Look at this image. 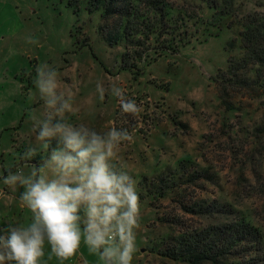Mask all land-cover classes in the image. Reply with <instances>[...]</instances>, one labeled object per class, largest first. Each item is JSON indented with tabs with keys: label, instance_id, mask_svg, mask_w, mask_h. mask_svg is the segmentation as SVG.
I'll list each match as a JSON object with an SVG mask.
<instances>
[{
	"label": "rangeland",
	"instance_id": "obj_1",
	"mask_svg": "<svg viewBox=\"0 0 264 264\" xmlns=\"http://www.w3.org/2000/svg\"><path fill=\"white\" fill-rule=\"evenodd\" d=\"M233 4L234 15L221 17L198 0H140L131 29L134 42L112 46L104 36L115 22L102 23L100 12L89 15L83 4L76 10L66 0H0L4 159L21 158L37 144L31 115L35 109L42 116L44 104L34 80L36 68L47 63L57 70L59 90L74 96L77 111L65 113L66 120L100 133L123 128L133 136L118 155L119 164L136 180L140 196L133 264H186L151 250L184 226L216 222L186 213L183 204L232 208V215L217 218L247 220L261 233L264 248V66L248 65L258 69L259 85L254 70L247 75V84L240 81L242 71L227 82L219 78L229 60L243 57L246 26L264 22V0ZM157 8L167 17H161ZM28 38L37 43H28ZM123 53L129 57L127 66L139 68L140 75L122 68ZM98 83L106 89L103 100ZM112 86L136 101L142 109L138 116L122 112ZM44 156L40 152L28 162L40 163ZM166 184L173 188L162 196ZM71 259L99 264L83 244Z\"/></svg>",
	"mask_w": 264,
	"mask_h": 264
},
{
	"label": "clouds",
	"instance_id": "obj_2",
	"mask_svg": "<svg viewBox=\"0 0 264 264\" xmlns=\"http://www.w3.org/2000/svg\"><path fill=\"white\" fill-rule=\"evenodd\" d=\"M28 43L37 41L28 38ZM57 70L47 63L36 68L35 87L44 104L43 115L33 110L36 146L21 156L31 161L45 152L40 163L25 172L17 166L3 183L23 189L19 206L26 223L0 228V264H41L45 245L51 255L68 260L81 244L99 264H133L140 227V196L136 180L118 155L124 142H132L127 129L111 127L100 133L84 123H70L65 113L77 111L71 92L60 91ZM106 89L97 84L100 99ZM123 113L138 116L141 107L125 91L111 87Z\"/></svg>",
	"mask_w": 264,
	"mask_h": 264
},
{
	"label": "trees",
	"instance_id": "obj_3",
	"mask_svg": "<svg viewBox=\"0 0 264 264\" xmlns=\"http://www.w3.org/2000/svg\"><path fill=\"white\" fill-rule=\"evenodd\" d=\"M198 1L215 10L221 17L232 16L235 13L234 0ZM66 2L67 6L72 8L83 4L82 9L87 11L89 15L99 11L102 23L109 20L110 22L114 21L115 26L112 25L113 28L104 36L109 45L134 42V38H131L133 34L131 29L134 27V19L138 12L137 7L140 0H66ZM157 9L161 17H167L165 10ZM99 30L102 31L103 29L100 27ZM149 39L145 38L146 41ZM85 43L83 46L88 47L93 58L98 60L90 45ZM241 44L244 51L243 57L238 60H229L227 70L219 74L222 82L230 81L234 75L237 76L238 72L242 71L244 73L240 81L247 84L246 82L249 80L246 77L249 72L251 70L258 71V69L248 68V65L264 66V22L246 26L245 32L242 33ZM126 58L129 59L127 54L123 53L120 58V62L124 64L122 68L136 76L140 75L139 68L127 66ZM99 64L107 71L101 61ZM255 74L257 77L255 82L259 85V74L258 72ZM261 86L264 87L263 84ZM221 101L224 102L222 96ZM171 188H173V184L162 186L161 191L164 192H160V194L164 193L161 194L162 196L168 195L165 193ZM182 207L186 213L198 214L199 217L206 219L214 218L216 222L197 227L184 226L177 233L168 234L161 239L160 243L153 246L152 252L166 259L186 264H264L263 239L259 230L243 218L235 217L224 221L217 218L221 215H232L234 213L232 208H227L219 203L210 204L206 202H200L193 206L183 204Z\"/></svg>",
	"mask_w": 264,
	"mask_h": 264
},
{
	"label": "crops",
	"instance_id": "obj_4",
	"mask_svg": "<svg viewBox=\"0 0 264 264\" xmlns=\"http://www.w3.org/2000/svg\"><path fill=\"white\" fill-rule=\"evenodd\" d=\"M1 147V146H0ZM6 149L0 148V228L6 227L8 223H26L29 219V213L26 209L19 206V196L23 191L19 186L9 187L4 185L3 177L8 171H16L17 166L23 167L24 171L30 170L35 163L24 162L17 155L13 160L6 162L3 155ZM81 254V253H80ZM41 264H62L54 255H51L50 246L45 245V256L42 258Z\"/></svg>",
	"mask_w": 264,
	"mask_h": 264
},
{
	"label": "built area",
	"instance_id": "obj_5",
	"mask_svg": "<svg viewBox=\"0 0 264 264\" xmlns=\"http://www.w3.org/2000/svg\"><path fill=\"white\" fill-rule=\"evenodd\" d=\"M65 264H79V261H77V259H75L74 261L71 259V260L67 261Z\"/></svg>",
	"mask_w": 264,
	"mask_h": 264
}]
</instances>
